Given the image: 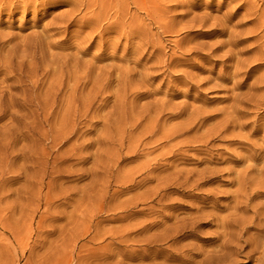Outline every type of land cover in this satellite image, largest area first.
<instances>
[{
    "label": "rangeland",
    "instance_id": "1",
    "mask_svg": "<svg viewBox=\"0 0 264 264\" xmlns=\"http://www.w3.org/2000/svg\"><path fill=\"white\" fill-rule=\"evenodd\" d=\"M81 1L0 0V264H264V0Z\"/></svg>",
    "mask_w": 264,
    "mask_h": 264
},
{
    "label": "bare ground",
    "instance_id": "2",
    "mask_svg": "<svg viewBox=\"0 0 264 264\" xmlns=\"http://www.w3.org/2000/svg\"><path fill=\"white\" fill-rule=\"evenodd\" d=\"M82 1H83V0H82ZM82 1H81V2H82ZM90 1H91V4H93V3H92V0H90ZM94 1H95V0H94ZM97 1H98V0H97ZM85 2H86V1H85ZM22 4H23V3H22ZM80 4H81V3H80ZM88 4H89V3H88ZM26 5H27V3H26ZM95 5H96V4H95ZM86 6H87V5H86ZM90 7H91V6H90ZM88 10H89V9H88ZM76 11H77V10H76ZM64 17H65V16H64ZM61 18H62V17H61ZM66 18H67V17H66ZM61 20H62V19H61ZM94 20H95V18H94ZM65 22H66V21H65ZM64 25H65V24H64ZM122 30H123V29H122ZM71 61H72V60H71ZM71 63H72V62H71ZM75 63H76V62H75ZM85 63H86V62H85ZM76 65H77V64H76ZM83 69H84V68H83ZM90 69H91V68H90ZM94 72H95V71H94ZM32 73H33V72H32ZM67 73H68V71H67ZM113 73H114V72H113ZM71 74H72V73H71ZM89 75H90V74H89ZM31 76H32V75H31ZM70 76H71V75H70ZM61 77H62V76H61ZM34 78H35V77H34ZM105 79H106V78H105ZM99 80H101V78H100ZM81 81H82V80H81ZM88 81L90 82V80H88ZM123 81H124V80H123ZM99 82H100V81H99ZM32 83H33V82H32ZM92 83H93V82H92ZM126 85H127V84H126ZM90 86H91V85H90ZM92 86H93V85H92ZM129 88H130V87H129ZM71 91H72V90H71ZM135 92H136V91H135ZM108 93H109V92H108ZM70 94H71V93H70ZM80 94H81V93H80ZM91 94H92V93H91ZM73 96H74V95H73ZM78 96H79V95H78ZM24 99H25V98H24ZM76 99H77V98H76ZM79 99H81V98H79ZM82 99H83V98H82ZM50 101H51V99H50ZM38 102H39V101H38ZM86 102H87V101H86ZM66 103H67V102H66ZM45 106H46V105H45ZM67 106H68V105H67ZM43 107H44V106H43ZM50 108H51V106H50ZM46 109H47V108H46ZM79 109H80V107H79ZM148 109H149V111H150V108H148ZM146 110H147V109H146ZM151 110H152V109H151ZM47 112H48V111H47ZM151 112H153V111H151ZM82 113H83V112H82ZM146 113H147V112H146ZM149 113H150V112H149ZM86 114H87V113H86ZM147 114H148V113H147ZM45 115H46V114H45ZM47 115H48V113H47ZM159 118H160V117H159ZM154 119H155V117H154ZM150 121H151V120H150ZM152 121H153V120H152ZM158 122H159V121H158ZM160 122H161V121H160ZM157 124H158V123H157ZM157 124H155V125H157ZM149 125H150V123H149ZM158 126H159V125H158ZM150 127H151V126H149V128H150ZM65 128H66V127H65ZM149 128H148V129H149ZM156 128H158V127L156 126ZM148 129H147V130H148ZM156 131H157V130H156ZM64 134H65V133H64ZM212 134H213V133H212ZM216 134H217V133H216ZM147 135H148V134H147ZM214 135H215V134H214ZM143 136H144V135H143ZM206 136H207V135H206ZM206 136H205V137H206ZM164 139H165V138H164ZM166 139H167V137H166ZM166 139H165V140H166ZM169 139H170V138H169ZM201 141H202V140H201ZM54 142H56V140H55ZM154 142H155V141H154ZM59 143H60V142H59ZM155 143H156V142H155ZM54 144H55V143H54ZM56 144H57V143H56ZM133 148H134V147H133ZM147 149H148V148H147ZM173 153H174V152H173ZM156 160H157V159H156ZM152 162H153V160H152ZM154 162H155V161H154ZM263 162H264V161H263ZM155 163H156V162H155ZM150 164H151V163H150ZM152 164H153V163H152ZM153 165H154V164H153ZM151 166H152V165H151ZM157 166H158V165H157ZM146 168H147V167H146ZM149 169H150V168H149ZM153 169H154V168H153ZM149 172H152V171L149 170L148 173H149ZM141 173H143V172H141ZM202 174H203V173H202ZM202 174H201V175H202ZM259 175H260L261 179L258 180V181H255V183H256L255 186H256V187H255V189H250V192L253 193V191H254L255 196H256V195H261V196H260V198H261V197L264 196V172H263V171H262V172L260 171V172H259ZM147 176H150V175L147 174ZM147 176H146V177H147ZM185 178H186V177H185ZM256 178H257V177H256ZM246 180H247V179H246ZM246 180H245V181H246ZM198 181H199V180H198ZM240 181H241V180H240ZM246 182H247V181H246ZM248 182H249V181H248ZM237 183H238V182H237ZM243 183H244V182H243ZM250 183H251V182H250ZM189 184H190V183H189ZM240 184H241V183H240ZM170 185H171V184H170ZM191 185H192V184H191ZM245 185H247V184L245 183ZM251 185H252V184H251ZM188 186H189V185H188ZM188 186H187V187H188ZM162 187H163V186H162ZM165 187H166V186H165ZM165 187H164V188H165ZM252 187H253V186H252ZM161 189H162V188H161ZM240 189H241V188H240ZM258 189H259L260 191H259ZM158 190H160V189H158ZM241 190H242L241 192H243V189H241ZM261 190H262V191H261ZM244 195H245V194H244ZM249 195H251V194H249ZM249 195H248V196H249ZM253 195H254V194H253ZM262 195H263V196H262ZM241 196H242V195H241ZM246 196H247V195H245L244 197L246 198ZM253 197H254V196H253ZM256 197L259 198V196H256ZM235 198H236V197H235ZM240 198H241V197H240ZM236 199H237V198H236ZM236 199H235V200H236ZM243 199H244V198H243ZM242 202H243V201H242ZM237 203H238V202H237ZM246 203H247V202H246ZM245 205H247V204H245ZM248 206H249V204H248ZM252 206H253V205H250V207H252ZM244 207H245V206H244ZM250 207H249V209H250ZM246 208H247V207H246ZM256 209H257V208H256ZM251 210H252V208H251ZM253 210H254V209H253ZM254 214H255V217H256V216L260 217L261 215H264V212H262V213L254 212ZM241 217H242V216H241ZM233 218H234V217H233ZM236 218H237V217H236ZM238 218H240V217H238ZM238 218H237V222H236L235 220H233V221L231 220L232 222H235V223H236V227H237V224H238V227H237V228H238V229H237L238 233L235 234L236 236H234L233 233L229 234L230 232L227 234V231H229L227 228H228L229 226H230V227H235V226H234L235 224L232 225L231 223H227V222H223V221H221V222H222V224H221L222 227H221V228H222V229L224 228L222 231H224V230L227 229V231H224L223 234L221 235V236H223L224 239H226V237H227V239H228V238L231 239V238H233V237H236V239H238V241H239L240 238H242V237L244 236V233L247 232L248 229L251 228V227L248 225V224H250V223H249L250 221H249V222L247 221L246 223H245V222H241V221H243V220H245V219L247 220V218H245L244 216H243V218H244L243 220H242V219L239 220ZM253 218H254V217H253ZM234 219H235V218H234ZM195 220H196V219H195ZM223 220H225V219H223ZM238 220H239V221H238ZM257 220L259 221V219H257ZM228 222H230V221H228ZM244 223H245V224H244ZM258 223H259V222H258ZM252 224H253V223H252ZM259 224H260V223H259ZM262 224H263V223H262ZM262 226H263V225H262ZM262 226H260L259 228H263ZM219 227H220V226H219ZM221 228H220V229H221ZM174 231H175V230H174ZM249 231H250V230H249ZM235 232H236V231H235ZM221 233H222V232H221ZM221 238H222V237H221ZM222 240H223V239H222ZM159 242H160V241H159ZM228 243H229V241L226 240V241L223 243V245H226V247L224 246V247H222V249L225 250V249L228 247ZM219 247H220V246H219ZM219 247H218V248H219ZM235 249H236V248H235ZM224 250H223V251H224ZM220 251H222V250L220 249L219 252H220ZM223 251H222V252H223ZM219 252H218V253H219ZM214 253H215V252H214ZM220 253H221V252H220ZM223 254H224V253H222L219 257H222V258L224 259ZM224 255H225V254H224ZM216 257H217V256H216ZM213 260H214V259H213ZM218 260H221V259H218ZM224 260H225V259H224ZM206 262H207V261H206ZM206 262H205V263H206ZM216 262H217V261H216ZM202 263H203V262H201V264H202ZM203 264H204V263H203Z\"/></svg>",
    "mask_w": 264,
    "mask_h": 264
}]
</instances>
